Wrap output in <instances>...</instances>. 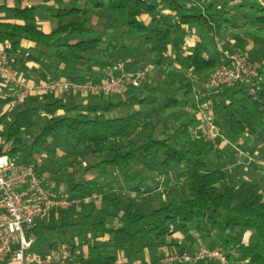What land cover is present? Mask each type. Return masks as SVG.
I'll list each match as a JSON object with an SVG mask.
<instances>
[{
  "label": "trees",
  "instance_id": "trees-1",
  "mask_svg": "<svg viewBox=\"0 0 264 264\" xmlns=\"http://www.w3.org/2000/svg\"><path fill=\"white\" fill-rule=\"evenodd\" d=\"M44 1L57 20L49 31L38 24L43 14L39 5L7 7L14 19L0 21V45L9 44L12 64L19 72L28 71L26 60L31 59L49 79L97 80L103 76L100 70L116 61L118 51L128 48H136L127 62L130 69L145 63L165 72L164 86L155 89L146 81L130 84L117 97H112L117 90L87 96L72 91L64 97L30 96L17 105L10 121L8 99L0 97V142L4 148L12 145L10 152L18 159L44 170L37 155L44 153L53 159L59 145L54 137L59 133L72 142L57 161L59 170H73L77 162L102 156L85 167L84 173L97 168L95 175L73 179L75 183L67 190L71 196L91 197L80 204L85 222L98 240L89 243L91 261L82 264H116L118 250L132 262L149 248L154 260L145 264H163L168 252L194 250L180 241L164 239L187 224L209 238V247L225 249L231 264H264L263 184L257 177L227 181L223 161L236 152L233 144L252 153L255 148L264 152V70L253 82L225 84L220 94L212 96L215 121L226 131L232 151L193 133L199 122V102L190 74L199 73L202 82L227 61L218 42L224 34L231 32V37L242 42L259 35L260 47L264 46V0ZM103 7H107L104 16L97 12ZM24 40L31 43L27 54L19 53ZM155 116H159L158 122L137 137ZM106 166L110 171L104 170ZM257 168L264 173L263 167ZM115 169L124 180L118 179ZM117 190L134 193L133 198L121 197ZM153 191L154 198L149 196L144 204L137 201ZM97 193L102 195L100 205ZM103 199L109 201L103 204ZM110 202L120 205L115 216L123 205L119 223L113 225L106 216L91 218L99 212L107 215ZM58 212L50 215L45 227L58 225ZM246 231L254 233L253 245L244 240ZM212 233L218 243L212 240ZM67 240L71 250L79 244L74 238ZM97 241H105L106 248ZM48 243L38 251H48L54 240ZM159 249L164 252L157 254Z\"/></svg>",
  "mask_w": 264,
  "mask_h": 264
},
{
  "label": "built area",
  "instance_id": "built-area-1",
  "mask_svg": "<svg viewBox=\"0 0 264 264\" xmlns=\"http://www.w3.org/2000/svg\"><path fill=\"white\" fill-rule=\"evenodd\" d=\"M8 47V43L0 45V97L8 99L9 109L30 96L60 95L67 91L83 96L109 94L128 82L138 86L145 81L152 67L132 70L128 67V60H118L108 65L97 80L37 79L14 67ZM257 74V63L249 61L245 53H227V61L209 74L205 87L208 92H218L225 84L249 81ZM197 115L199 122L193 128L197 137L211 140L223 137L208 108L198 107ZM9 146L0 148V264H58L59 252H40L32 248L36 239L33 229L53 212L69 208L74 203L90 201L91 197L71 196L62 186L56 185L49 173L12 155ZM233 146L237 153H244L241 147ZM162 260L231 264L225 249L207 245L192 252H168Z\"/></svg>",
  "mask_w": 264,
  "mask_h": 264
},
{
  "label": "rangeland",
  "instance_id": "rangeland-1",
  "mask_svg": "<svg viewBox=\"0 0 264 264\" xmlns=\"http://www.w3.org/2000/svg\"><path fill=\"white\" fill-rule=\"evenodd\" d=\"M224 1V0H221ZM230 1H237V0H230ZM54 3V2H53ZM41 11L43 12V14L39 17L40 22H38L39 26L41 27L42 23L44 22H48L51 21L53 23V27L56 25V19L51 16V12L50 10H48L44 3L39 5ZM99 15L104 16L107 13V7H103L101 9H99L98 11ZM97 17L94 16V19H96ZM236 30H232V32H234ZM226 35V36H225ZM223 38L219 39V47L221 50L225 51V54L227 56V53H235V52H242L245 53L251 60L250 61H254L257 63V75H254L250 78L249 82H253V78L258 77L259 75L262 74L261 70H264V46H261V39L262 37L257 35L254 38H245L244 41H239L236 40L235 38L231 37V32L224 34ZM41 49H47L46 47H42L40 46ZM23 52L24 54H27V50L26 48H21V50H19V53ZM134 51H136V48H128V50L126 49L125 51H118V56L117 59L115 58V60H129V58H131V55L134 54ZM36 54L40 55V52H37ZM116 54V55H117ZM10 58L13 59L12 54L10 53ZM31 60V59H30ZM35 62H37L36 60H33ZM38 63V62H37ZM39 64V63H38ZM147 64L145 63H141L139 64L137 67L132 68V70H137V69H143L146 68ZM107 68V66H106ZM106 68H104L102 73L104 74ZM97 70L101 69V67L98 64V68H96ZM164 73L163 70L153 67L150 68L147 72V77L145 79L146 82L150 83L151 85L155 86H164L163 84L165 83L164 80ZM191 80L193 82V94H194V98L196 101L199 102L198 107L202 106V107H206L208 108V110L211 111L212 116L214 117V119H216V109L214 108V106H212L211 102H212V96H214L215 94H220L222 91V87L218 92H208L207 88L205 87V82L208 78H205L204 81L201 82V80L199 79L200 74L199 73H195V72H191ZM204 82V85H203ZM131 83L128 82L127 84H125L124 86H121L120 89L117 90L116 93H112V97H117L116 95H122L123 92H125V89H128V85H130ZM127 87V88H126ZM158 91V88H157ZM67 93L64 92L62 94H58L57 97H64V95H66ZM56 95V94H54ZM109 96V95H108ZM211 97V99H210ZM77 100V99H76ZM79 100V99H78ZM17 108H10L9 109V115H8V119L10 121V119L12 117H14L15 113L17 112ZM193 111V109H191ZM190 110V111H191ZM159 116H155L154 118H152L151 120H149V123H145L143 130H140L138 132V134H140V136L137 137H141L143 136V132L146 130H149L151 128V126L153 125V123L158 122ZM161 128V127H160ZM221 134L223 135L222 138H216L214 141L215 143H217V146H222L224 148H226L227 146L231 149V151L233 150L229 145L230 142L229 140L225 137L226 136V131L222 128H220ZM69 137H67L66 134L64 133H59L57 134L56 137H54V139L59 143L58 146H56V154L53 156V159L48 158V156L46 154H42L37 155V159H38V163L39 165L45 170V172L47 173H51L50 175L54 177H56V179H58L60 181V186H62L64 188V190H68L69 186H72L75 183V180L73 179H83L84 177H91L93 175H95V173H97V168H93V169H89L87 170L85 173V167L86 165H90V164H94L96 161H98L99 159H101L102 156H100V154L97 155H92L90 156L89 160L87 161H80L77 162L75 168L72 170V168H64V169H58L59 165L57 163V161L60 158V155L65 154V152H67L68 147H70L72 145V142H69ZM237 144V142H236ZM8 146V145H7ZM10 149L12 147V145L9 146ZM243 149V148H242ZM230 151V152H231ZM244 153L240 154L237 152H232L231 154H229L228 157L225 158L224 163L227 167L228 170V175H229V180H239L242 177H247V178H251V177H257L263 184V192H264V173L260 172L261 170L257 167H263L264 168V152L261 149H257L255 148V151L252 153L250 150H245L243 149ZM23 157V156H22ZM110 168H108V166H106V168H104V170L106 172H108ZM48 170V171H47ZM72 171H74L72 173ZM110 171V170H109ZM115 174L118 177V179L120 180H124V176L120 173H118V171H116L115 169ZM52 178V179H53ZM234 178V179H233ZM235 180V182H236ZM55 181V180H54ZM129 191H121V190H117V193L119 196L121 197H132L134 193H131ZM97 201L100 204L101 203V199H102V195L97 193ZM140 195V194H139ZM138 196V195H137ZM136 196V197H137ZM145 196V197H144ZM149 196L151 198L155 197V192H150L149 195H143V196H139V198L137 199V201H139V203L144 204L145 199L148 198ZM94 197V195H93ZM96 197V196H95ZM104 202L109 201L108 199H103ZM116 203V202H110L108 204H106L107 207V211L108 214H104L103 212H99L98 214H94L91 218H97L99 216V218H102L104 216H106V219L108 222H111L113 225L117 224L120 222V218H118V215H114V213H116V210L118 207H120V205ZM127 204V203H126ZM119 209V208H118ZM64 211H59L56 214V222H57V226L55 228H47L44 225L47 224V219L46 220H42L39 223V227L36 230V234L34 233L35 236V242L33 245V249L34 250H44L47 246V244H49L48 242L53 241L54 243L52 245H49L51 247H49L50 249L48 251H55V252H59V259H58V264H82V261L84 260V262L86 263V261H91V259H89V254H88V245L90 242H93L94 240H98V239H94L93 237V231L91 230V228H89V226L87 225V223L85 222L86 219V215H85V211L83 210L81 204H72L69 208L63 209ZM121 210L123 212V205H121ZM120 210H118L119 215H121L122 213L119 212ZM117 217V218H116ZM74 223L72 225H67V226H59V223ZM190 224L184 225L182 226V228L176 230V231H180L179 233L174 232L172 234H168L164 237V239H166L167 241H178L180 238V244L184 245L186 249H188L187 247H190L192 250H196L197 248H199L201 245H207L209 244V238L201 235L200 233L197 232V230L190 228ZM177 228V227H175ZM177 233V235L179 236H174ZM197 233V235H196ZM75 234V235H74ZM181 236V237H180ZM108 236L107 234L104 237H101V240L106 239ZM244 240L247 242H250V244L253 245L254 241H255V235L254 233H251L250 231H246L243 235ZM74 238L76 240V242L79 244L71 250V242L70 240L67 239H71ZM176 239V240H175ZM212 240L216 243H218V240L215 239L214 233H212ZM81 242V243H80ZM95 242V241H94ZM97 244H99L100 246H102V248H106L105 246V241H97ZM176 243V242H174ZM173 246H176L175 244ZM172 246V247H173ZM263 246H264V242H263ZM174 249H178L177 247H173ZM189 248V249H190ZM196 248V249H195ZM193 250V251H194ZM190 251V250H189ZM152 250L147 249L145 252H142L141 255L136 258L133 259L132 262L126 259L127 263H122V259L123 257L125 258L124 254L122 251L118 250V254L120 253V256L118 257L116 264H145V262L147 261L148 263H152V261L154 260V258L152 257L151 254ZM164 251L162 249H159L157 251V254H162ZM163 264H172L171 262H163Z\"/></svg>",
  "mask_w": 264,
  "mask_h": 264
},
{
  "label": "crops",
  "instance_id": "crops-1",
  "mask_svg": "<svg viewBox=\"0 0 264 264\" xmlns=\"http://www.w3.org/2000/svg\"><path fill=\"white\" fill-rule=\"evenodd\" d=\"M47 2L53 3L54 0H48ZM43 3H45L44 0H0V21H4L6 19H8V20L14 19V18H12V16H10L8 14L9 11L7 10V7H26V6H31V5H41ZM38 22H40V20H38ZM41 25H42L41 27L45 31H49L53 28V23L51 21H48V22L46 21V22L42 23ZM30 44L31 43L29 41H26V40H24L22 42V45H24L23 48H26V50H27V46H29ZM26 64L28 67V71L24 72L25 75L30 76V77H35L37 79L48 78V76L43 72V70H41L40 64H38L37 62L27 59ZM1 147H3V145L0 142V148ZM119 212L123 213L122 210H120ZM118 217H119V214H118ZM175 232L179 233L180 231H175ZM177 233L174 235L175 237L179 236V235H177ZM196 235H197V233H196ZM180 239L178 241H180ZM121 261H122V263H127L126 258H124V257Z\"/></svg>",
  "mask_w": 264,
  "mask_h": 264
}]
</instances>
